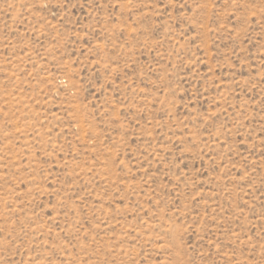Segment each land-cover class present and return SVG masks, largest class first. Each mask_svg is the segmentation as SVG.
<instances>
[{
	"label": "rangeland",
	"instance_id": "1",
	"mask_svg": "<svg viewBox=\"0 0 264 264\" xmlns=\"http://www.w3.org/2000/svg\"><path fill=\"white\" fill-rule=\"evenodd\" d=\"M0 264H264V0H0Z\"/></svg>",
	"mask_w": 264,
	"mask_h": 264
}]
</instances>
